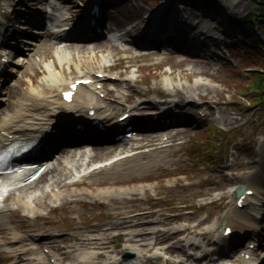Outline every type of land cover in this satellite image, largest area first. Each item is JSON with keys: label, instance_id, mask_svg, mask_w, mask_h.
<instances>
[{"label": "rangeland", "instance_id": "374dc122", "mask_svg": "<svg viewBox=\"0 0 264 264\" xmlns=\"http://www.w3.org/2000/svg\"><path fill=\"white\" fill-rule=\"evenodd\" d=\"M19 1H23L21 3L23 6L18 7L24 10L23 13H18L21 16L15 25L28 28L19 34L23 35L22 40L32 43L28 44L19 40L22 51L7 52L9 56L7 70L10 76L9 80L3 83V89H0V97L4 96V91L9 93L11 89L25 90L31 85L30 76L36 70H38L36 84L40 85L47 78L48 70L54 69L55 72H60L67 82L83 76L96 79L95 81L101 83L96 87L103 85L100 98H106V92L109 91L111 92L108 98L110 101H114L116 95L121 93L124 99H128V103L141 97L162 102L170 93L174 95V100L183 103V111L189 108L191 110L206 108L209 103L211 114L204 117L198 112L203 120L196 122L188 116L190 113H187L185 118H181L183 112H178L174 106L171 107V113H173L169 116L171 121L167 119L169 123L161 128L171 132L177 127L181 132L173 135L171 141L166 144L165 156L161 162L156 163V157L151 155L142 156L138 162L149 164L146 169L137 168L135 172L127 174L128 165L124 164V169L118 170L116 175L113 173L92 180L93 182L109 181L107 184L91 187V180L87 179L83 181V184L65 188V193L80 189L90 194H96L100 189L117 192L119 189L134 191V189L142 188V194L137 192L125 195L124 203L117 197L108 203L109 201L104 199H93L91 195L81 197L82 202L75 200L67 202L61 198L57 203H53L47 199V206L39 209L41 217L36 220L26 218L23 211L15 206L10 215V228L18 233L29 234L58 231L61 238L95 229L97 231L91 233L94 236L101 230L108 229L106 227L108 223L119 219L116 218V213L120 214L119 217L132 218L151 212L150 216L140 218L138 222L160 220L159 225H145L124 230L110 229L108 231L110 236L107 239L110 247L100 250L104 257L116 261H130L126 264L140 262V264H195V261L192 258L188 259V256L201 257L216 254L221 247L215 241L222 229L220 223L227 210L234 205L235 189L244 186L240 178L258 173L260 166L259 147L264 140V92L250 89L249 81L254 78L253 74L256 71L262 69L264 62L263 59L260 60L259 53L254 51L250 42L240 38L242 32L239 26L229 21L230 17L242 18L253 12L256 4L250 0H215V5L208 8L201 7L199 4L194 8L192 2L188 3L184 0H101L109 14V17L103 19L102 24L105 29L113 30V34L130 33L135 45L145 49L153 48L156 51L149 53L156 54L140 56L134 49L120 51L117 47L118 41L111 39V36L97 37L101 40L100 44L94 49L87 50L92 54L89 60L79 63V58H76L80 56L79 52L68 50L69 57L73 56L74 61L71 64H60L57 62L58 53L54 52L42 59L38 51L42 48L43 40L64 48L63 43L68 40V36L56 39L42 34L41 31L46 32L51 26H55V30L66 29L68 25L75 27L81 21V5L86 0L68 2L52 0L49 3L38 0L34 2L36 5L33 8H30L31 0H15L16 3ZM73 2L75 7L72 5ZM135 9L143 12L140 17H134L123 27L116 28L112 25L110 18L114 12H125L126 15H131ZM175 9L186 11L187 21H196L197 25L187 31L182 28V25L179 27L177 25V30L182 32L169 33L167 42L173 45L169 49L171 55L168 56L160 51L161 47H155L161 44L157 39L160 24L152 25L153 28L148 24L154 12L168 15ZM188 22L187 25H189ZM135 23L138 28L133 27ZM201 26H206L213 38L212 41L205 40L204 45H197L194 48L190 43L196 39V35L194 37L192 35ZM152 29V33L154 32L157 36L155 37L154 34L153 37L146 38L149 33L147 31ZM84 35L86 34L83 32L77 34L79 37ZM127 46L132 48L131 45ZM20 56L24 60L19 58ZM18 64H23V67L20 70H14ZM100 66L108 68L106 73L102 74L103 78L96 76L101 74L97 73ZM4 97L8 98V96ZM189 99H193L195 105H185ZM6 105L7 103L0 105V111L6 108ZM153 111L156 110L148 106L145 109H138L135 114L146 120ZM177 114L181 119L175 118ZM136 126L137 128L133 126V129L143 132L158 129L153 125ZM129 143L114 146L124 151L130 146ZM108 145L110 146L106 145L96 151L101 152L108 147L111 148L112 144ZM60 148L57 149L58 154H60ZM67 163L70 162L64 160V164ZM55 166L56 171L62 169L60 164ZM68 166L72 167V164ZM56 171L50 173L47 180L54 177L57 174ZM113 179H120L125 183L114 185L111 183ZM130 179L134 180L127 182ZM42 182L39 186L43 185ZM224 194L230 197L222 201L220 198ZM258 196L263 199V202L260 205L262 215L257 227L264 239V194L261 193ZM14 198L15 196L6 198V203H15ZM250 207L251 204L246 205L243 210L250 212ZM49 208L53 209L50 211ZM204 219L207 220L197 229L205 232V237L180 233L172 241L154 245L149 244L152 242L150 236V240L145 242L148 246L140 250L142 253L135 251V245L130 246L131 250H129L123 245L122 239L118 237L115 240L112 237L114 234L124 235L136 233L139 230L193 227ZM0 236L4 239L9 238L6 231H2ZM248 238V236L242 237L240 242H236L237 238L233 239V245L227 251L235 252ZM260 241L264 244V241L261 239ZM55 246L64 245L59 241L55 243ZM168 246L174 247L176 251L170 252L167 249ZM179 249L182 252L178 251ZM259 251H264V246L261 245ZM125 255L128 256L125 257ZM142 256H145L147 261ZM135 260L139 261L135 262ZM167 260H171L172 263L166 262ZM65 263L67 262L61 264Z\"/></svg>", "mask_w": 264, "mask_h": 264}, {"label": "bare ground", "instance_id": "6f19581e", "mask_svg": "<svg viewBox=\"0 0 264 264\" xmlns=\"http://www.w3.org/2000/svg\"><path fill=\"white\" fill-rule=\"evenodd\" d=\"M31 1L32 6H30V8H33L36 5L34 2L38 0ZM63 1L68 2L70 0ZM93 1L94 0H86L84 1L85 3L81 5L82 10L80 11L82 22H80L83 26H87V22L90 20L100 24L101 16L96 19L90 14ZM21 3H23V1H19V4H15V0H0V10H4L3 14L0 13V36L6 32L8 22L14 20L15 17L19 15V10L17 11V7L15 6L20 5ZM72 5L75 7L74 2ZM178 12H180V9L175 11V13ZM142 13L141 10L137 9L133 10L131 15H126L125 12L118 13V11H116L110 18L111 23L116 28L123 27L127 22L133 20L134 17H140ZM169 16L170 14L161 15L160 13L154 12L148 26L153 28L152 25L158 26L160 24L158 30H164V28L169 27V22H175L174 18H170ZM142 20L144 21V19ZM133 27L138 28V25L135 23ZM22 29L27 28L24 27ZM199 29H201L200 31L205 30L204 36L208 35V28L206 26H201ZM152 31L153 29L147 32L152 34ZM58 33H62L63 35L66 34L63 30H55L53 26L49 28L47 32H44L48 37L55 36ZM124 36L129 40H133L130 33L126 32ZM43 41L42 48L38 51V53L40 52L41 58L45 59L47 56L52 55L55 52L58 53L57 62L60 64H71L74 61L75 58H73V56L69 57L67 53L68 50L79 52L78 54L80 56H76V58H79L78 60L80 63L91 58L92 54H90L87 49L92 46L95 47V44H92L91 42L78 44L71 41L66 42L64 48H60L57 47L56 44L45 40ZM195 41L197 42L199 39H195ZM27 42L31 43L29 41ZM193 44L194 46L196 45L195 43ZM2 45L3 41H1L0 38V46ZM2 58L3 54L0 53V81L4 82L6 80V72L4 71L5 63L2 61ZM20 58L22 59V56ZM22 67L23 64H18V67L16 66L14 69L20 70ZM107 69L106 66H100V70L97 71V73L104 74ZM36 73H38V70L30 76L31 85L25 90L16 91L11 89L9 93L4 91V96H8V98L4 96L0 97V104L3 105L7 103L6 108L0 111V147H5L15 140L21 143L29 141L37 142L32 144V152L28 151L21 155L23 157H17L20 159H17L16 161L14 160L15 165L36 164L40 162L39 158L46 157L48 152H51L52 149L57 147V145L64 140L63 138H69L74 143H81V141L91 142L94 139L106 140L111 136L123 133L124 131H122V129L128 125H138L139 127L152 125V116L154 113L157 114V117L166 119L173 115V113H171V107L173 106L176 107L178 112H183L181 118H185V115L190 113L188 116L193 118L196 122H201L203 120V117L201 118L198 112L202 113L204 117L211 114L209 103L206 108L201 107L197 110H191L189 108L186 109V111H183V103L174 100V95L170 93L162 102L141 97L134 100L132 103H128V99H124L121 93L116 95L114 101H110L108 98L111 96V92L109 91L106 92V98L99 97V93L102 91H97L95 88L97 84H100L99 81L90 85H80L77 88L72 101L70 103H65L60 100V92L67 90L69 84L73 83L75 80L67 82L60 72L58 73L55 72L54 69H50L47 72L48 74L45 81L40 85H37ZM86 78L92 79L90 76L78 77L77 79ZM185 103V105H195L193 99H189ZM148 106L151 109L156 110L149 115V118L144 120L143 118L136 116L135 113L138 109H145ZM91 112H93L92 115ZM124 113L129 114L128 118L124 121H119V117ZM175 118L181 119L178 114ZM94 119L100 121L102 124V130H98L96 127L90 125V122ZM153 126L160 128L165 125L154 124ZM165 133L167 132H165L164 129H159L153 130L147 134H141L145 139L131 140L130 147L124 151H121L118 146H114L116 145L114 144L111 148L108 147L106 150L97 152L95 151L97 147L91 146L87 143L83 145V147L80 145L79 147L72 149H65L62 151L63 153L79 152L80 150H92L94 153L90 156L82 154L78 157L77 155L70 154L62 155L47 172L31 185L7 191L8 195L6 198L9 199L11 196H15V203H6L7 199L2 202L0 201V234L2 231H6L9 234V238L6 239L0 236V264H61L63 262H67L65 264H126L122 261L105 258L100 251L101 249L110 247L108 246L109 242H107V239L110 236L108 231L110 229L124 230L145 225H159L161 223L160 220H151L145 223L138 222V219L150 216L151 212L142 213L132 218L129 216L119 217L120 214L116 213V218L119 219L108 223L106 225L108 229L101 230L97 235H91L92 232H96L97 230L89 229L83 233H74L68 237L61 238V234L58 231L29 234L27 232L18 233L12 230L9 225L11 211L17 206L23 211L26 218L36 220L41 217L39 209L47 206V199H50L53 203H57L61 198L63 201L67 202L74 200L81 201V197L84 195H91V198L93 199H104L109 201L108 203H110L113 198L117 197L121 199L122 203H124L123 196L137 192L142 194V188L134 189V191L119 189L117 192L110 189H100L96 194H90L88 191L80 189L65 193V188L67 189L71 185L76 186L81 183L83 184V181L87 179L91 180V187L107 184L109 181L93 182L92 180L98 179L99 177L109 176L113 173L116 175L118 170L124 169V164L128 165V167H126L127 174L135 172L137 168L146 169L149 164H141L138 162L142 156L151 155L156 157V163L161 162L165 156L167 142L160 141L159 137H162ZM259 152V172L244 175L240 178L244 185L243 194L245 195V192L248 190L253 191V194L246 197V199H250L257 203L252 204L250 212H247L246 210H243L247 201H244L242 208H238L236 205L237 199H234V205L227 210L224 214L223 222L220 223L221 226L224 224L220 234L215 238V241H217L219 246L227 241L229 242L235 238L245 236L250 237L247 247L252 241L257 242L258 240L260 233L257 224L262 215L260 205L263 202V199H260L258 195L261 193L264 194V140L259 147ZM69 158H71V160L68 161ZM49 160L50 159L44 158L41 161ZM64 160L65 162H70L72 167L68 166L70 163L64 164ZM56 164H60L62 169L56 171ZM55 171L57 174L47 180V176ZM43 179H45L44 183L42 182ZM133 180L134 179H130L127 182H132ZM41 182L43 185L39 186ZM111 183L119 185L120 183L125 182L120 179H113ZM229 183H231V181ZM6 186L10 187L9 181L5 178H1L0 189ZM0 195L2 197V193ZM229 197L228 194H224L220 199L223 201ZM52 209L53 208H49L50 211ZM206 220L207 219L200 221L193 227H170L165 230H139L136 233H125L124 235H120L119 233L114 234L112 237L115 240L120 237L122 243L125 244L128 249L130 246L132 247L135 245V251L142 253L140 250L148 246L145 242L148 241V239L150 240V236L152 237V242L149 244L152 243L154 245H160L167 241H172L180 233L205 237L206 233L198 231L197 228L201 224H204ZM226 228H230L232 233L224 236ZM59 241L64 246H55V243ZM44 249H49V251L44 253ZM167 249L170 252L176 251L172 246H168ZM227 250H220V252L218 251L213 256H188V259L192 258L195 261V264H215L217 258L222 256L229 257V251ZM178 251L182 252L181 249ZM238 257H240V254ZM142 258L146 259L145 256H142ZM262 259H264V254ZM138 261L139 260H135V262ZM166 262L172 263L171 260H167ZM230 263L232 262L225 260L220 264ZM234 264H263V261L260 260V258H255L249 261L240 260Z\"/></svg>", "mask_w": 264, "mask_h": 264}, {"label": "trees", "instance_id": "16d2710c", "mask_svg": "<svg viewBox=\"0 0 264 264\" xmlns=\"http://www.w3.org/2000/svg\"><path fill=\"white\" fill-rule=\"evenodd\" d=\"M192 1L193 6H213L215 0H186ZM256 4L253 12L248 13L242 18L230 17V23L236 24L241 30L240 38L250 42L254 51L259 53L260 60L264 62V0H250ZM258 33V34H257ZM254 78L249 81V88L264 92V63L262 69L253 74Z\"/></svg>", "mask_w": 264, "mask_h": 264}, {"label": "water", "instance_id": "95a60500", "mask_svg": "<svg viewBox=\"0 0 264 264\" xmlns=\"http://www.w3.org/2000/svg\"><path fill=\"white\" fill-rule=\"evenodd\" d=\"M241 192H242V190H238V191H237V195H239Z\"/></svg>", "mask_w": 264, "mask_h": 264}]
</instances>
